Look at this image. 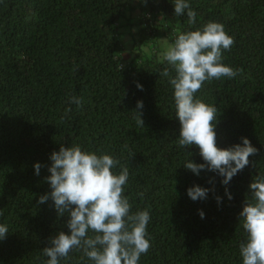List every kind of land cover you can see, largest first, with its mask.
I'll return each mask as SVG.
<instances>
[{
	"label": "trees",
	"instance_id": "1",
	"mask_svg": "<svg viewBox=\"0 0 264 264\" xmlns=\"http://www.w3.org/2000/svg\"><path fill=\"white\" fill-rule=\"evenodd\" d=\"M139 1L0 0V223L10 228L0 242V264H42L50 237L68 231L67 217L57 218L51 200L37 201L51 191L50 154L73 143L110 153L129 170L132 210L151 212L152 247L140 264H242L239 212L252 177L264 172V0H191L194 27L216 21L234 37L223 62L241 70L232 80L206 82L197 94L217 107L218 146L247 137L259 149L227 186L231 201L216 173L196 176L182 166L188 152L203 160L195 146L178 148L172 88L158 73L167 65L142 46L157 30L173 42L189 29L186 17L174 16L171 0H147L151 14L138 15L145 27L130 59L122 58L121 20ZM73 96L83 98L82 107L69 103ZM139 100L144 125L134 110ZM194 184L214 191L193 202L187 189ZM216 196L224 197L219 206ZM81 255L72 253L70 264Z\"/></svg>",
	"mask_w": 264,
	"mask_h": 264
},
{
	"label": "clouds",
	"instance_id": "2",
	"mask_svg": "<svg viewBox=\"0 0 264 264\" xmlns=\"http://www.w3.org/2000/svg\"><path fill=\"white\" fill-rule=\"evenodd\" d=\"M171 2L174 16L186 17L189 29L178 32L171 43L164 40L162 62L167 66L158 73L159 77L167 78L172 88L175 119L180 123L178 148L186 151L195 146L203 160V163L191 160L192 154L188 152L189 157L182 166L196 176L204 170L216 173L225 186L224 196L231 201L234 197L227 186L252 163L249 157L257 155L259 149L247 137H241L240 143L230 147H219L217 107L201 100L197 94L206 82L232 80L240 74V69L223 62V53L234 45V37L216 21L194 27L198 13L191 0ZM136 87L143 90L139 82ZM69 103L80 108L85 101L73 96ZM143 108V101H137L134 110L139 114L138 124L142 125ZM71 110L67 108L65 116ZM49 158L50 175L46 182L51 191L40 195L37 203L43 205L51 200L57 218L67 217L68 231L50 237L49 246L42 249L47 258L42 264H70L72 253L82 254L78 264H140L141 257L152 247L148 231L151 212L147 208L132 210L133 205L125 194L130 173L119 158L75 143L69 147L61 144ZM33 167L34 174L39 176L41 163L36 162ZM213 191L214 187L194 184L187 189V196L193 202L202 201ZM139 195L143 198V193ZM215 199L219 206L224 197ZM198 215L202 220L206 218L202 209ZM239 221L243 230V240L239 243L242 264H264V172L252 177ZM9 234V225L0 223V242Z\"/></svg>",
	"mask_w": 264,
	"mask_h": 264
},
{
	"label": "rangeland",
	"instance_id": "3",
	"mask_svg": "<svg viewBox=\"0 0 264 264\" xmlns=\"http://www.w3.org/2000/svg\"><path fill=\"white\" fill-rule=\"evenodd\" d=\"M159 0H154L153 5L158 2ZM149 12L151 14V7L147 6V4L143 2H136L133 6V9L130 10V13H127V16L124 17V19L121 20L122 23H124L122 26V29H120V39H121V45H122V58L126 61L129 60L132 56L131 50L134 49L135 44L133 43L135 37H137L138 32L142 28L145 27V24L138 25V15L141 13ZM129 15V17H128ZM134 16L135 18H133ZM130 23H126L125 21H133ZM154 26L157 25L158 29L161 26L159 22L153 21ZM147 37L145 41V45H142L145 48V51L153 56L156 55L157 58L162 60V53L164 51V40L166 39L168 43H171L170 39L164 36V33L162 29L157 30L156 35L150 39L151 36L147 34ZM156 37V38H155Z\"/></svg>",
	"mask_w": 264,
	"mask_h": 264
},
{
	"label": "crops",
	"instance_id": "4",
	"mask_svg": "<svg viewBox=\"0 0 264 264\" xmlns=\"http://www.w3.org/2000/svg\"><path fill=\"white\" fill-rule=\"evenodd\" d=\"M131 52H133V51L131 50Z\"/></svg>",
	"mask_w": 264,
	"mask_h": 264
}]
</instances>
